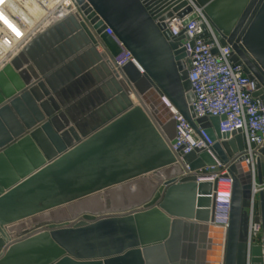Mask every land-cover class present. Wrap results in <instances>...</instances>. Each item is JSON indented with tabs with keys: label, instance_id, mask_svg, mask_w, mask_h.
<instances>
[{
	"label": "water",
	"instance_id": "water-1",
	"mask_svg": "<svg viewBox=\"0 0 264 264\" xmlns=\"http://www.w3.org/2000/svg\"><path fill=\"white\" fill-rule=\"evenodd\" d=\"M194 1L220 43L231 46V60L264 91V0ZM74 3L85 22L67 15L0 69V264H264V142L252 161L230 160L243 149L240 137L221 133L218 117L194 119L184 49L139 0ZM107 27L143 72L133 61L114 69L108 57L120 49ZM97 39L106 51H97ZM91 75L104 80L93 91L85 79ZM162 97L197 133L198 124L207 127L212 155L185 154L186 174L156 179L152 195L127 211H86L73 222L36 223L9 236L8 226L57 206L149 174L159 178L175 162L176 136ZM209 174L231 179L226 225L216 222L218 178L198 182ZM251 223L261 226L258 244Z\"/></svg>",
	"mask_w": 264,
	"mask_h": 264
},
{
	"label": "built area",
	"instance_id": "built-area-1",
	"mask_svg": "<svg viewBox=\"0 0 264 264\" xmlns=\"http://www.w3.org/2000/svg\"><path fill=\"white\" fill-rule=\"evenodd\" d=\"M25 1L27 0H0V54L5 56V60L0 62L2 65L9 63L35 35L67 15L76 14L78 11L85 18L83 11H79L75 5V0H32L46 7V10L31 28L11 6L13 2L18 6H24ZM51 1L53 4L50 8ZM139 1L156 24L165 25L169 39L176 42L178 48L184 49L186 54L184 61L187 64L190 91L193 94L190 106L194 119L206 118L210 122V117H218L220 132H235L234 137H240L243 145V149L237 155H232L230 160L236 162L240 156L245 155L246 161H252V152L264 142L262 87L244 72L243 64L231 60L233 53L231 46L220 43L217 31L194 0ZM186 8H190V11L180 16L179 13ZM166 15L168 16L165 17ZM104 32L120 49L117 55L108 57L114 69L121 68L129 61L136 63L111 28L107 27ZM106 50L103 46L101 52ZM138 68L143 72L139 66ZM162 100L171 110L176 122V136L170 143V150L175 157L174 164L180 167V174H186L189 167L184 163L183 156L196 149L206 150L212 155L210 148L214 142L206 132L207 127L198 124L197 133L165 97H162ZM218 167L222 169V173H226L227 166L218 164ZM216 178L219 182H227L231 188V179L219 178L218 174L200 177L198 182L213 183ZM230 198V189L226 194L217 191L216 222L219 224L227 223ZM260 233V224L251 223L249 229L251 239L257 238Z\"/></svg>",
	"mask_w": 264,
	"mask_h": 264
},
{
	"label": "bare ground",
	"instance_id": "bare-ground-1",
	"mask_svg": "<svg viewBox=\"0 0 264 264\" xmlns=\"http://www.w3.org/2000/svg\"><path fill=\"white\" fill-rule=\"evenodd\" d=\"M52 4H53V1H51L49 4L50 8L52 7ZM11 6H12V9L14 11L18 12L21 16L26 15V18H27V15H28V17L33 15L34 16L33 18L31 16L32 19H34V18L39 19L42 16V13H44V11L42 10V9H44V7L34 3L32 0L25 1L24 6H18L14 2L11 4ZM75 15H77L76 18L79 20V22H81V21L85 22V19L83 18L82 15H80L78 13V11ZM26 31H27V28H26ZM3 59L5 60L4 54H0V60H3ZM1 67H2V63L0 64V68ZM175 166H176V170L175 171L172 170L171 173H169L170 175L169 174L165 175V177H162L161 172L158 170L157 176L159 178L154 177L153 174H149L144 178H138L136 180H133V182L131 184H134L135 191L129 194L128 190H127L128 195H126V196H124L123 194L119 195V197L118 198L116 197L117 199H115L111 203L106 196H105V201L102 202V201L98 200L99 196L97 194L98 192H96L94 194H91L89 196L84 197L83 199H79L80 201L79 200L78 201H79V204L82 205V209H80L78 211L71 210L68 216H65V215L61 216V214L59 212H56L54 214H47V215L46 214H38V215H36V217L33 218L31 223L32 224L34 222L38 223V222L42 221L45 218V216L47 217L48 221L51 219H53L51 221H56V220H58L60 218H64V217L73 218L76 216L78 218L79 217L78 215H80L81 213L86 212V211H89L90 213H93V214H102L105 212L123 211L127 207H131L132 205L134 206V205L141 203L142 201L148 199L152 195L154 188H156V186L159 184V182L157 180H161L162 178L167 179V178H170V177H173V176L180 174L181 173L180 167L178 165H175ZM121 186H122L123 190L125 188L127 189L128 187H130L128 184H121ZM228 186L229 185L227 182H222L220 184V187H218V192H220V193L228 192L229 191ZM123 190H122V192H123ZM102 192L105 193V191H102ZM103 195H105V194H103ZM117 195H118V193L116 194V196ZM24 220H26V221H24ZM24 220L22 221V223H16V224L8 226L7 231H8L9 236L17 235L20 231L26 229L27 227H29L31 225V224H29L31 220H29V221H28V219H24ZM0 237H4V235H2Z\"/></svg>",
	"mask_w": 264,
	"mask_h": 264
},
{
	"label": "rangeland",
	"instance_id": "rangeland-1",
	"mask_svg": "<svg viewBox=\"0 0 264 264\" xmlns=\"http://www.w3.org/2000/svg\"><path fill=\"white\" fill-rule=\"evenodd\" d=\"M42 10H46V8H44V9H42ZM25 16V17H24ZM32 16V18L34 17L33 15H31ZM31 16H29L28 17V15H27V18H26V15H22L21 17L24 19V21H26V23H27V26H31V24H33V23H35V21H36V19L34 18V19H32L31 18ZM37 22V21H36ZM29 24V25H28ZM33 26V25H32ZM0 62H1V60H0ZM3 66V65H2ZM1 69V68H0ZM175 171L176 170V166H175V164L173 163V164H171L170 166H167V167H164V168H161V169H159V171L161 172V176L162 177H165V175H168L169 173H171V171ZM170 175V174H169ZM222 182H224V181H221L220 182V184L222 183ZM220 184H219V187H220ZM129 186L130 187H128L127 189L125 188L124 190H123V188H122V186L121 185H118V186H114V187H112V188H110V189H108V190H106L105 191V193H103L102 191H99L97 194H98V196H99V199L98 200H100V201H105V196L109 199V201H110V203L111 202H113L115 199H117L118 197H119V195H124V196H126V195H128V193L130 194V193H132V192H134L135 191V186H134V184H129ZM129 188H130V190H129ZM122 190H123V192H122ZM127 190H128V193H127ZM118 193V195L116 196V194ZM100 194V195H99ZM103 194H105V195H103ZM117 197V198H116ZM83 199V198H82ZM80 201V200H79ZM79 201L77 200V201H74V202H72V203H66V204H64V205H60V206H57V207H55V208H53V209H51V210H47V211H45V212H42V213H39V214H54V213H56V212H59L60 214H61V216L63 215H65V216H68L69 215V213H70V211L71 210H75V211H78V210H80V209H82V205H80L79 204ZM135 206V205H134ZM133 205L131 206V207H127L126 209H124L122 212H124V211H127V210H129V209H131V208H133L134 207ZM119 212H121V211H119ZM79 216V215H78ZM34 217H36V216H33V217H29V218H27L28 219V221L29 220H31L30 221V223L29 224H31L29 227H27L26 229H29L31 226H33L34 224H36L35 222L32 224L31 222H32V220H33V218ZM77 217L75 216V217H73V218H70V217H64V218H60V219H58V220H56V221H51V220H53V219H51V220H47V217L45 216V218L42 220V221H40V222H38V223H44V222H49V223H62V222H73V220H75ZM46 220V221H45ZM24 221H26V220H24ZM20 223H22V221L20 222ZM25 223V222H24ZM27 223V222H26ZM26 229H24V230H26Z\"/></svg>",
	"mask_w": 264,
	"mask_h": 264
},
{
	"label": "crops",
	"instance_id": "crops-1",
	"mask_svg": "<svg viewBox=\"0 0 264 264\" xmlns=\"http://www.w3.org/2000/svg\"><path fill=\"white\" fill-rule=\"evenodd\" d=\"M67 10H68V8L65 9V11H67ZM43 11H45V10H43ZM34 24L35 23L31 24V26L29 25L28 27H31L32 28V25H34ZM28 27H27V30H28ZM103 46L106 48V46L99 39H97L96 40V48H97V51L98 52H101V49H102ZM86 50H87V48H82L81 50L76 51L75 54H73V55L70 56L71 57L70 59L77 58L81 53H85ZM85 59L88 62H90V59H88L87 57H85ZM95 74L98 77L100 76L98 72H96ZM71 79H72V81H77V79H79V78L78 77H74V78H71ZM85 79H86V81H88L89 86L90 85L92 86V91H93V89H96L97 87L99 88L100 84L104 83V80L103 79H101L99 83H96V82L94 83V81H96V80H95V77L93 75H91L90 78L85 77ZM77 86H78V88H80V85L76 84V87ZM81 86L82 87L84 86L85 88L87 87L85 84H82ZM88 93H90V90H86L84 93H82V95L84 96V95H87ZM78 111L82 113V111H81L80 108L78 109ZM257 200H258V197H256L255 201H257ZM257 211H258V208L255 206L254 207V214L257 213ZM212 233H213L212 231H208V238H212ZM253 241H254L253 243H257V244L260 243V237L253 239ZM203 255H204L203 257H208L209 256V252L208 253H205L204 252ZM206 263H207V259L204 258L202 260V263L200 262L199 264H206Z\"/></svg>",
	"mask_w": 264,
	"mask_h": 264
},
{
	"label": "clouds",
	"instance_id": "clouds-1",
	"mask_svg": "<svg viewBox=\"0 0 264 264\" xmlns=\"http://www.w3.org/2000/svg\"><path fill=\"white\" fill-rule=\"evenodd\" d=\"M222 194H226V192L225 193H222Z\"/></svg>",
	"mask_w": 264,
	"mask_h": 264
}]
</instances>
